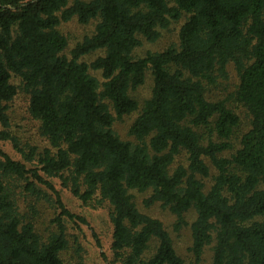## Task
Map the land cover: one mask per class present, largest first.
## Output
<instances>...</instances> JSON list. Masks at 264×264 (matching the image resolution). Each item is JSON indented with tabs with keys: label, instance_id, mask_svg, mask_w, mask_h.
Listing matches in <instances>:
<instances>
[{
	"label": "trees",
	"instance_id": "trees-1",
	"mask_svg": "<svg viewBox=\"0 0 264 264\" xmlns=\"http://www.w3.org/2000/svg\"><path fill=\"white\" fill-rule=\"evenodd\" d=\"M73 18L95 25L67 53L59 26ZM179 22L176 44L135 54ZM228 65L249 115L237 146L239 115L206 94ZM19 94L42 145L10 129ZM132 113L123 139L114 121ZM0 140L25 160L0 149V264H66L63 216L76 215L55 177L84 204L109 206L110 264H184L132 191L167 208L175 231L188 226L196 261L210 247L209 264H264V0H0ZM38 184L60 209L44 234L18 203L47 196Z\"/></svg>",
	"mask_w": 264,
	"mask_h": 264
},
{
	"label": "rangeland",
	"instance_id": "rangeland-1",
	"mask_svg": "<svg viewBox=\"0 0 264 264\" xmlns=\"http://www.w3.org/2000/svg\"><path fill=\"white\" fill-rule=\"evenodd\" d=\"M94 25L95 21L81 24L75 18L62 23L59 29L68 38V48L66 52L68 53L83 36L92 33ZM179 25L180 22L174 23L169 29L163 30L160 38L155 42L150 43L143 41L142 45L135 50V54L141 56L148 50L159 51L171 44H176L178 42L177 30ZM100 53V51H96L84 55L82 60L89 62ZM95 74L97 75V73ZM237 80L238 78L234 67L228 65L226 76L224 78H218L216 84L207 88L206 93L210 100L226 99L228 105L239 115V124L234 129V134L232 135V141L235 146L238 144L239 135L249 127V115L233 98ZM151 85L152 77L151 74L147 72L145 82L132 92L133 96L139 101H142L149 96ZM8 114L11 123L10 129L19 137L21 143H39V145L44 143L39 134H37L38 122L30 118L26 112V99L23 95L19 94L13 99ZM134 116L135 113L126 114L114 121V129L123 139H131V136L128 135V127ZM0 149L13 159L25 162L22 156L14 150L11 143L8 141L0 140ZM27 164L30 166L29 163ZM46 179L49 180L54 189L58 191L64 206L76 215L73 219L63 216V223L69 242L67 250L63 253L66 264H110L111 251L109 246L111 242L112 225L108 215L109 206L107 204L86 205L77 198V196H74L69 189L61 186L58 178ZM38 187L46 192L47 196H41L38 199H36V197L20 199L18 203L22 212H26L27 216H31L37 229L44 234L54 229L51 220L60 212V209L55 204V194L53 191L44 185L38 184ZM132 194L134 201L142 211L158 217L163 221L168 231H170L176 251L183 258L184 264L210 263V247L206 248L200 261H196L192 252L189 251L191 239L188 226H184L180 230L175 231L173 228L175 218L167 208L162 207L160 204H153L149 207H145L142 199L147 193L132 191ZM30 205L34 207L30 208ZM31 211L34 213L32 214ZM78 218L83 219V221ZM188 218L191 219V215Z\"/></svg>",
	"mask_w": 264,
	"mask_h": 264
}]
</instances>
